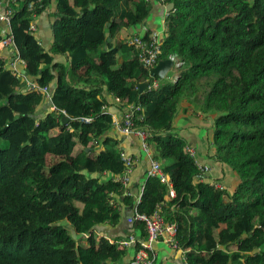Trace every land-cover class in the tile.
Returning a JSON list of instances; mask_svg holds the SVG:
<instances>
[{
  "label": "trees",
  "instance_id": "16d2710c",
  "mask_svg": "<svg viewBox=\"0 0 264 264\" xmlns=\"http://www.w3.org/2000/svg\"><path fill=\"white\" fill-rule=\"evenodd\" d=\"M153 2L9 3L26 72L0 51V264L126 263L124 237L106 231L119 225L123 204L148 216L164 204L188 264H264V0H165L172 7L159 61L181 62L171 80L153 78L124 35L146 22ZM45 11L54 19L49 48L30 31ZM153 79L158 87L140 91ZM29 80L50 87L56 110ZM110 94L143 106L137 125L149 131L152 159L172 180L175 198L147 177L137 204L107 175L125 172L121 138L110 133L104 110ZM183 101L209 118L212 157L236 174L233 186L216 190L201 180L175 130ZM132 230L148 236L142 221Z\"/></svg>",
  "mask_w": 264,
  "mask_h": 264
},
{
  "label": "built area",
  "instance_id": "2783aa9c",
  "mask_svg": "<svg viewBox=\"0 0 264 264\" xmlns=\"http://www.w3.org/2000/svg\"><path fill=\"white\" fill-rule=\"evenodd\" d=\"M17 0H13L15 3ZM164 3L165 0H158ZM12 0H0V22L6 24L5 35L0 41V46L6 48L14 55V63L12 64V69L15 71L24 69L26 67V61L22 59L17 51V47L14 42L11 20L13 16V10L8 7ZM168 12L166 11V15ZM31 32L37 31V21L33 22L30 26ZM145 33V32H144ZM143 34H133L129 36L130 45L134 46L138 51V57L140 61L148 67H155L159 62V56L161 51V41L158 32L153 31L151 33L150 39H145ZM41 44V42L39 41ZM175 64L174 67L178 68L181 65L178 56H172ZM159 80L153 79L150 82L148 88L158 87ZM28 87L33 90H38L45 93L46 101L50 102L52 100V91L49 86H41L35 82L28 81ZM115 102L119 106L118 112L116 114H111L113 126H116L123 134L131 135L135 134L140 141L142 150L148 154L151 158L150 166L147 169V177H155L160 179L162 183H165L169 187V198L173 199L176 197L177 193L174 188L172 180L164 172L161 162L152 159V150L148 142L149 131L145 127H139L137 123L144 120V108L141 104L126 103L119 97L114 96ZM51 110H56L54 103L50 106ZM104 110L108 111V105L104 107ZM65 113V111H64ZM85 121H91V118H86ZM187 150L191 157L195 159L199 169L200 178L202 181L209 182L216 190H225L226 184L223 181L217 180L213 177L212 170L208 165H204L199 161L196 150L190 146H187ZM121 159L125 165V172L120 175L107 174L113 180L120 182L123 186L127 187L131 180V174L136 167V159L129 153L123 152ZM145 185L142 184L140 187V193L136 198L137 204L141 201V197L144 193ZM123 205L121 206V211ZM142 221L146 224L148 236L146 239H140L139 236L133 231L121 240V245L124 248L136 247L137 242L141 241V246L136 250L134 256L127 263L121 264H154L156 259V253L154 248V243L162 239L173 249H180L179 242L177 239L178 225L176 223H170L166 220V215L164 213V204H158L151 216L146 214H141L134 207L133 213L127 217V222L132 226L136 221ZM185 264H188L187 258L185 257Z\"/></svg>",
  "mask_w": 264,
  "mask_h": 264
},
{
  "label": "crops",
  "instance_id": "0c3cea01",
  "mask_svg": "<svg viewBox=\"0 0 264 264\" xmlns=\"http://www.w3.org/2000/svg\"><path fill=\"white\" fill-rule=\"evenodd\" d=\"M153 4L152 13L146 22H144L142 25L131 28L129 31L124 33L125 36H131L135 33L143 34L150 28L155 32H158L160 35V41L163 40L166 4L159 2L158 0H155ZM54 9L55 5L52 6V10ZM53 20L54 19L49 14V11H45L40 16H38L37 31L35 34L38 36L41 44L43 43L46 48H49L53 42L51 32V24ZM5 30L6 24L0 22V35L4 36ZM0 51L6 53L7 55L14 56L12 52L6 48H2L1 46ZM14 58H12L10 62L11 68L12 64L14 63ZM108 102L109 113L116 114V112L119 110V106L115 102L113 94L108 95ZM183 102L178 111V115L175 118V130L186 139L188 146L196 150L199 161L211 168L214 178H221L220 181L226 182L225 184L228 186H233L238 181L236 174L231 170V168L216 162L212 157L214 152L209 146V138L211 133V130H209V118L201 112H194L193 108L190 107V104L187 101H185V103ZM112 127L113 128L110 133L117 136L118 138H121V146L123 147L124 152L132 154V156L136 159V167L131 174L130 183L127 185V187H125V193L129 194V196H132L135 202L138 194L140 193V187L147 179V169L150 166L151 158L142 150L139 138L135 134L125 135L116 126ZM134 207H127L123 204L122 220L120 221L119 225L116 228L109 227V229L106 230L109 232L111 237H126L133 231L132 226L127 222V217L133 213ZM154 248L156 250V259L154 264H185L186 253L181 249H173L162 239L154 243ZM128 249L130 250V254L124 261L126 263L130 260V258L133 257L135 253L134 247Z\"/></svg>",
  "mask_w": 264,
  "mask_h": 264
},
{
  "label": "water",
  "instance_id": "95a60500",
  "mask_svg": "<svg viewBox=\"0 0 264 264\" xmlns=\"http://www.w3.org/2000/svg\"><path fill=\"white\" fill-rule=\"evenodd\" d=\"M171 7L172 5H166V11L167 12H170L171 11ZM109 41H111V38H109ZM108 45V42L106 43V47ZM174 60L173 58H169V59H166V60H160L158 62V64L153 67L151 69V76L153 78H159V79H165L169 72L174 68ZM23 72L25 73L26 70L23 69ZM150 85V82L146 81V82H143L140 84V91H144L145 89H147ZM52 101L49 102V105L51 106L52 105ZM66 121L69 120V117H65Z\"/></svg>",
  "mask_w": 264,
  "mask_h": 264
},
{
  "label": "rangeland",
  "instance_id": "374dc122",
  "mask_svg": "<svg viewBox=\"0 0 264 264\" xmlns=\"http://www.w3.org/2000/svg\"><path fill=\"white\" fill-rule=\"evenodd\" d=\"M179 73V71H178V68H173L170 72H169V80H171V79H173V78H176L177 77V74ZM183 103H185V101L183 102Z\"/></svg>",
  "mask_w": 264,
  "mask_h": 264
}]
</instances>
